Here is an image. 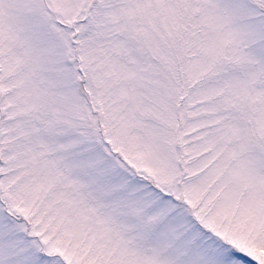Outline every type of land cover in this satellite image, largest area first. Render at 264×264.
<instances>
[{"label": "snow or ice", "instance_id": "snow-or-ice-1", "mask_svg": "<svg viewBox=\"0 0 264 264\" xmlns=\"http://www.w3.org/2000/svg\"><path fill=\"white\" fill-rule=\"evenodd\" d=\"M0 264H264V0H0Z\"/></svg>", "mask_w": 264, "mask_h": 264}]
</instances>
